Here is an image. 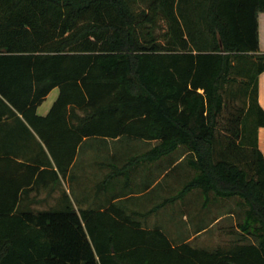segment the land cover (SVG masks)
<instances>
[{
	"label": "trees",
	"instance_id": "obj_1",
	"mask_svg": "<svg viewBox=\"0 0 264 264\" xmlns=\"http://www.w3.org/2000/svg\"><path fill=\"white\" fill-rule=\"evenodd\" d=\"M260 10L264 0H0V121L22 115L62 172L85 137L157 139L150 158L184 147L196 172L169 200L200 187L243 208L237 236L208 248L174 244L117 202L36 209L21 182L0 185V264H264ZM230 96L243 105L226 116Z\"/></svg>",
	"mask_w": 264,
	"mask_h": 264
},
{
	"label": "crops",
	"instance_id": "obj_2",
	"mask_svg": "<svg viewBox=\"0 0 264 264\" xmlns=\"http://www.w3.org/2000/svg\"><path fill=\"white\" fill-rule=\"evenodd\" d=\"M258 24L260 49L264 51V10H260L258 13ZM258 85L259 102L264 107V70L258 76ZM59 92L60 88L58 86L51 89L37 107V112L40 115L48 114ZM31 129L32 131L26 128L25 118L22 115L5 117L0 121V155H10L12 157L10 161L0 164V185H14V183L17 185L21 182L20 201L36 209L61 206L68 201H71L78 210L87 207L103 209L112 202L129 200L132 195L139 196L143 192L151 191L162 181V177L168 175L174 165L186 158L187 153L183 149L174 157L171 163L167 158L168 153L150 158L147 154L157 144V139L147 140L150 146H147L146 150L135 154L127 153V148H114L110 154L113 156L119 155L120 158H117V156L113 158L119 159V162L113 164L111 169L108 167L109 172L106 174L104 173L106 164H108L106 158L96 157L90 166L87 163L89 160H86L85 157L82 161L83 164L81 163L78 167L77 162L79 155L82 153L83 145L89 138L95 136L85 137L78 148L75 160L66 172H62L39 133L32 127ZM258 146L264 155V125L258 128ZM85 151V153L90 151L93 153L95 149L91 147ZM124 154L126 156H120ZM31 165H35L36 168L32 180L26 182V179L31 177L33 170L30 167ZM95 169L97 170L95 176L97 179L100 178L102 181L107 177L111 178L121 192L117 191L112 196L104 197V193L99 190L95 194H88L87 191H83L82 187L87 185L85 180L88 176L94 177ZM170 184L174 185L172 179L171 181L167 180L160 189H157L148 197L129 200L121 206L131 213L134 218L140 219L143 226L149 228L160 227L174 244L183 241L194 243V240L205 232L213 221H217L224 216L231 217V219L236 218V214L242 216L243 211L236 210L237 196H223L224 209L218 213L215 204L214 219L209 224H204V228L200 229L203 226H197L198 217H195V212L200 210L199 207L194 209L196 211L193 212V222L185 225L183 219H186L187 212L190 213L193 210L194 195L186 193L177 199L169 200V197L176 193L169 192ZM130 185L145 188L133 192L128 189ZM26 187L28 188L26 189ZM214 196V203L222 198V196Z\"/></svg>",
	"mask_w": 264,
	"mask_h": 264
},
{
	"label": "rangeland",
	"instance_id": "obj_3",
	"mask_svg": "<svg viewBox=\"0 0 264 264\" xmlns=\"http://www.w3.org/2000/svg\"><path fill=\"white\" fill-rule=\"evenodd\" d=\"M157 34H159L161 40H165L162 36V33L164 31L163 25L158 27L156 29ZM238 84V83H237ZM236 84V85H237ZM230 103L227 107V110L224 112L226 116L230 115V111L236 110L238 106L243 105L242 98L241 96H235L233 98L228 97ZM150 146L149 142L147 139L144 138H139V137H133L129 135H124L119 138H106L102 136L98 137H92L87 140V142L83 145L82 147V153L79 155V159L77 162V165H79L84 161V158L86 157V160H89L87 163L88 165L91 166V162L96 159V157L100 158H106V169L104 170V173H108L109 169L113 168V164L118 163L119 159H113L115 156L117 158H120L119 155H111L110 152L113 151L115 148H122L125 149L127 148V153H137L142 150H146V147ZM95 149V152L91 153V151L88 153H85L86 149L90 148ZM184 147H180L179 149L172 151L168 153V160L171 163V161L174 159V157L177 156V154L182 151ZM89 151V150H88ZM120 156H126L120 155ZM111 160V161H110ZM110 161V162H109ZM76 167V168H78ZM83 172V171H82ZM196 170L193 166L189 164V157L184 158L183 160L179 161L174 167H172L168 173V175H165L162 177V181L159 182L151 191L148 192H143L139 196L132 195L129 200H136L140 198H146L149 195L153 194L154 192L157 191V189H160V187L165 184V182L168 181H173L174 185H169V192H176L178 191L188 180H190L193 175L195 174ZM97 174V170L95 169L94 171V177L88 176L86 181L85 186L82 187L83 191H87L88 194L94 193L96 191H101L104 193V197H109L112 196V194L117 193V191H120V188L116 187L115 184L113 183V180L109 177H107L105 180H102L99 178L97 179L95 176ZM174 179V180H173ZM145 187H140V186H134L130 185L129 186V191H139L144 189ZM189 194L194 195L193 199V210L186 214V219H183L185 222V225L191 224L193 222L192 216L193 212L196 211L194 209L200 208L199 211H196V216L198 217L197 221V226H203L204 224L211 222L214 219V213H215V204L217 207V211L219 213L220 210L224 209V198L222 197L221 200H218L216 203H214L213 196L215 195L214 192H210L209 194L204 192L202 188L200 187H195L191 191L188 192ZM215 197V196H214ZM129 200H122L118 201L117 203L119 205H122L124 202H127ZM186 201V200H185ZM187 204V203H186ZM235 205V204H234ZM197 206V207H196ZM214 206V207H213ZM236 210L240 211L242 210V205L239 203H236ZM214 212V213H213ZM240 220V216L236 214V218L231 217H222L217 221H213L211 225L208 226L207 230L203 232L202 234L199 235L198 238L194 240V243L191 242L194 245L197 246H205L208 248L211 247H216L218 245H227L232 239L237 236V232H233L232 229H234L237 226V223ZM196 224V223H195Z\"/></svg>",
	"mask_w": 264,
	"mask_h": 264
}]
</instances>
